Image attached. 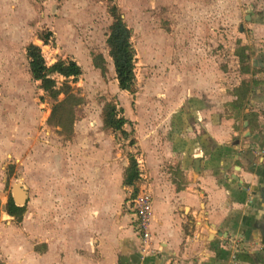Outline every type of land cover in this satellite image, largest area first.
<instances>
[{"label":"rangeland","instance_id":"rangeland-1","mask_svg":"<svg viewBox=\"0 0 264 264\" xmlns=\"http://www.w3.org/2000/svg\"><path fill=\"white\" fill-rule=\"evenodd\" d=\"M113 2L132 30L134 93L118 88L108 55L107 0H0V211L12 181L22 177L29 186L23 214L31 225L42 157L45 166L50 161L62 169L58 181L75 186L78 198L92 187V203L99 204L114 190L110 214H126L122 219L128 222L136 220L127 211L130 188L121 181L129 155L138 164L139 186L151 192L152 208L156 197L179 200L181 190L198 193L202 201L204 180L224 167L220 181L226 182L229 173L239 171L238 158L263 166L264 0ZM27 45L39 46L47 65L72 59L81 67L77 78L61 69L52 74L56 87L69 86L57 100L32 78ZM100 53L104 75L93 64ZM207 93L214 98L205 111L200 104ZM111 98L123 107L127 137L103 126L102 107ZM56 101H62L63 112L49 122ZM183 120L187 137L203 133L211 140V130H217L214 157L209 149L190 151L180 143L176 134ZM195 211L205 218L200 208ZM190 214L184 212L187 231Z\"/></svg>","mask_w":264,"mask_h":264},{"label":"crops","instance_id":"crops-1","mask_svg":"<svg viewBox=\"0 0 264 264\" xmlns=\"http://www.w3.org/2000/svg\"><path fill=\"white\" fill-rule=\"evenodd\" d=\"M201 98L204 101L200 109L207 111L214 94L207 93ZM181 123L182 132L176 134L180 143L190 146V151L202 147L209 149L208 153H216L210 150L216 137L218 143L216 129L211 130V140L203 133L199 138H192V133L187 137L185 132L189 126L184 120ZM238 160L242 161L241 165H234V169L239 171L229 173L226 182L220 181L222 174L227 173L224 167L220 173L204 180L207 184L202 188L203 202L198 199V193L186 190H181L176 197L179 200H168L165 196L153 199L157 215L153 210L151 238L143 243L135 222L122 219L126 214L111 216V199L117 198L114 190L110 199L99 204L92 203V187L87 186L84 197L78 198L75 186L58 181L57 173L62 176V169L51 166L50 161L45 166L42 157V168L37 171L34 225L29 215L23 214L25 210L20 220L5 209L0 211V264H264L258 251L257 234H245L244 238L234 234L240 225L249 221L251 226H256L252 221V200L256 195L250 192L261 181L260 166ZM233 173L240 179L233 178ZM99 190L102 192L101 187ZM106 191L103 186L104 195ZM131 200L128 212H132ZM196 208L205 214L204 219L194 214ZM186 210L192 214L188 231L184 227ZM159 220L161 227H157Z\"/></svg>","mask_w":264,"mask_h":264},{"label":"trees","instance_id":"trees-1","mask_svg":"<svg viewBox=\"0 0 264 264\" xmlns=\"http://www.w3.org/2000/svg\"><path fill=\"white\" fill-rule=\"evenodd\" d=\"M107 1L109 5V13L111 15V22L106 35L108 55L112 61L118 88L134 93L136 52L131 39L132 30L127 25L122 13L113 0ZM26 51L29 57V68L32 78L37 82L40 81V86L55 100H57L58 94L62 90L66 91V88L69 86L66 87L63 85L56 87V81L52 77V74L60 69L65 70L67 75H72L73 78H77L81 74V67L72 59L68 61L57 59L50 65H47L39 46L27 45ZM93 64L100 68L103 75L105 74V60L101 53L93 57ZM62 112V101H56L50 107L47 121L55 122ZM245 119L248 121L247 125H250L251 119ZM125 121L126 117L124 115L123 107L117 105L115 98L106 100L102 107L103 126L110 128L112 131H119L122 136L127 137L129 132L124 128ZM134 138L135 136L132 135L129 142L134 143ZM139 175L140 171L136 158L133 157V155H129L127 165L123 170L122 183L130 188V198L135 197L139 191ZM5 210L7 213L14 215L20 220L24 207L15 206L12 197L9 195Z\"/></svg>","mask_w":264,"mask_h":264},{"label":"built area","instance_id":"built-area-1","mask_svg":"<svg viewBox=\"0 0 264 264\" xmlns=\"http://www.w3.org/2000/svg\"><path fill=\"white\" fill-rule=\"evenodd\" d=\"M131 211L136 215L137 232L143 243H148L152 234V195L145 185L140 186L138 193L131 200Z\"/></svg>","mask_w":264,"mask_h":264},{"label":"flooded vegetation","instance_id":"flooded-vegetation-1","mask_svg":"<svg viewBox=\"0 0 264 264\" xmlns=\"http://www.w3.org/2000/svg\"><path fill=\"white\" fill-rule=\"evenodd\" d=\"M262 145V162L263 166L260 168V174H261V181H259L257 188L255 190H251V195H256V198L252 200V203L254 204V209H260L261 211V218L258 220V223L256 226H251V222L247 223L246 225H240V228L236 231L235 234L240 235L242 238H244L245 234H257L258 242H260V245H258V251L260 252V259L264 261V133H263V141H261ZM262 208V209H261Z\"/></svg>","mask_w":264,"mask_h":264},{"label":"water","instance_id":"water-1","mask_svg":"<svg viewBox=\"0 0 264 264\" xmlns=\"http://www.w3.org/2000/svg\"><path fill=\"white\" fill-rule=\"evenodd\" d=\"M30 46H32V45H30ZM62 72L65 73V71H62ZM38 82H40V81H38ZM195 167L199 169L197 162L195 163ZM232 177L236 178L238 180L240 179L238 177V175H236L235 173L232 174ZM28 191H29V187L25 183V181L23 180L22 177L15 178L12 181L10 194H11V197H12V200H13V203L15 204V206L22 207L25 205V203L27 202V198H28V193H29ZM252 214H253L252 221L255 224H257L258 220L261 218L260 209H255L252 212Z\"/></svg>","mask_w":264,"mask_h":264}]
</instances>
